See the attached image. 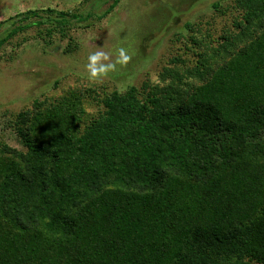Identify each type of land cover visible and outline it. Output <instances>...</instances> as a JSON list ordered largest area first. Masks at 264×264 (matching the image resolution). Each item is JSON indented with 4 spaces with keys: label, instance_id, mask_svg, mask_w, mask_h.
I'll use <instances>...</instances> for the list:
<instances>
[{
    "label": "trees",
    "instance_id": "obj_1",
    "mask_svg": "<svg viewBox=\"0 0 264 264\" xmlns=\"http://www.w3.org/2000/svg\"><path fill=\"white\" fill-rule=\"evenodd\" d=\"M230 7L215 40L185 22L190 53L162 84L104 94L83 127L64 101L8 120L21 147L0 140V264H264V0ZM41 12L73 39L80 16L27 9L0 47Z\"/></svg>",
    "mask_w": 264,
    "mask_h": 264
},
{
    "label": "rangeland",
    "instance_id": "obj_2",
    "mask_svg": "<svg viewBox=\"0 0 264 264\" xmlns=\"http://www.w3.org/2000/svg\"><path fill=\"white\" fill-rule=\"evenodd\" d=\"M112 1L0 0V38L13 25L35 20H19L17 13L27 9L52 8L80 16L69 23L73 39L60 38L55 30L47 35L56 16L41 12L42 25L33 24L1 45L0 140L21 147L6 124L35 99L79 104L83 127L101 110L104 94L128 85L162 84L160 75L171 56L190 53L185 22L196 23L215 40L231 26L234 13L233 0H118L98 18ZM214 2L221 7L214 8Z\"/></svg>",
    "mask_w": 264,
    "mask_h": 264
}]
</instances>
